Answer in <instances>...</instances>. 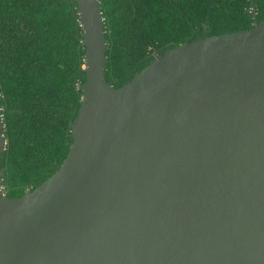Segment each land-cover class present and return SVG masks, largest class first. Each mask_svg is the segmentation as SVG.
<instances>
[{"label": "water", "instance_id": "1", "mask_svg": "<svg viewBox=\"0 0 264 264\" xmlns=\"http://www.w3.org/2000/svg\"><path fill=\"white\" fill-rule=\"evenodd\" d=\"M76 2L74 142L23 197L0 170V264H264V22L186 41L116 89L99 0Z\"/></svg>", "mask_w": 264, "mask_h": 264}, {"label": "trees", "instance_id": "2", "mask_svg": "<svg viewBox=\"0 0 264 264\" xmlns=\"http://www.w3.org/2000/svg\"><path fill=\"white\" fill-rule=\"evenodd\" d=\"M99 0L106 80L119 89L158 56L264 22V0ZM256 18V20H255ZM76 0H0L3 193L34 191L68 158L87 81Z\"/></svg>", "mask_w": 264, "mask_h": 264}]
</instances>
